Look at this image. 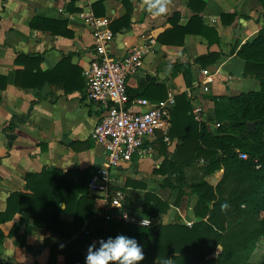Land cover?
<instances>
[{"label": "crops", "instance_id": "crops-1", "mask_svg": "<svg viewBox=\"0 0 264 264\" xmlns=\"http://www.w3.org/2000/svg\"><path fill=\"white\" fill-rule=\"evenodd\" d=\"M95 1L0 0V217L11 192L30 194L28 184L34 181L28 173L43 168L96 170L104 165L103 148L91 138L104 106L89 99L84 74L94 57L93 35L78 15L81 11L94 14ZM153 2L103 0L97 8L99 16L110 20L109 26L127 15V26L111 29L114 39L108 48L112 54H123L132 45L154 38L142 67L127 79L128 94L131 99L157 100L170 93L174 100L183 92L198 128L205 124L214 132L215 100L259 87L258 79L244 75L245 61L232 49L264 27V5L259 0H166L167 11L156 13L148 7ZM185 25L190 30L183 33L180 28ZM209 28L218 34V41L209 42L213 37ZM210 51L219 53L213 62L201 65L196 61ZM202 68L208 73H202ZM174 105L175 100L171 108ZM182 135H187L182 128L173 135L168 131L167 136L157 130L139 153L113 172V186L123 191L129 209L143 214L146 191L168 204L165 211L150 217L152 226L177 221L190 227L205 220L207 215L195 213L199 194L193 185L204 180L215 186L222 176L223 169L207 174L206 161L195 156L198 137L184 143ZM190 155L194 157L183 163L180 178L177 170L169 171V162ZM87 194L93 198L94 209L104 215L105 203L99 193L88 189ZM24 204L15 200L12 217L0 221V264H45L49 247L62 240L33 218H26ZM59 219L71 222L73 216L63 212ZM210 237L204 248L212 243ZM220 250L216 243L205 260L216 258ZM263 254L250 261L258 262ZM55 258L56 264H63L62 251Z\"/></svg>", "mask_w": 264, "mask_h": 264}, {"label": "trees", "instance_id": "trees-1", "mask_svg": "<svg viewBox=\"0 0 264 264\" xmlns=\"http://www.w3.org/2000/svg\"><path fill=\"white\" fill-rule=\"evenodd\" d=\"M259 1L264 5V0ZM102 2L96 0L92 4L97 16V8L102 7ZM228 16L234 17L233 14ZM124 24L127 26V15L110 27L114 31ZM180 30L189 32L190 26L185 25ZM208 30L213 33L209 42L218 41V34L211 28ZM232 50L245 61L244 75L258 79L259 87L217 98L214 110L220 125L214 132H209L205 124L198 128L185 93L175 95V105L170 109V134L184 129L187 134L182 135L184 143L197 136L199 143L195 156H202L206 161V173L223 169L215 186L204 180L193 185L199 194L195 213L200 217L207 215L205 220L193 222L190 227L177 221L158 226L134 225L119 218L118 208L107 210L110 217L105 219L94 209L93 198L87 194L88 182L96 171L89 167L67 171L43 168L40 172L28 173V178L34 181L28 184L30 194L11 192L0 221L12 217L11 206L15 200L25 202L26 206L22 208L25 217L33 218L38 225L62 239L49 247L50 255L45 264H56L58 251L64 254L63 264H84L86 247L92 238L115 235L117 231L135 236L143 245L144 255L137 264H264V254L258 262L248 260L257 241L264 237V27L255 37ZM218 55V52L210 51L195 59L205 65ZM161 99L162 96L157 98ZM251 122L254 123L253 130L248 128ZM191 130L195 132L189 134ZM239 152L247 156L242 158ZM193 157L190 155L174 164L169 162V171L177 170L180 178L183 163L192 161ZM167 208L168 204L158 196L145 192L144 215L155 217ZM63 212L71 214L73 220H60L59 213ZM208 236L212 243L204 248L205 242H209ZM216 243L221 245L216 258L205 260ZM35 264L39 263L36 261Z\"/></svg>", "mask_w": 264, "mask_h": 264}, {"label": "built area", "instance_id": "built-area-1", "mask_svg": "<svg viewBox=\"0 0 264 264\" xmlns=\"http://www.w3.org/2000/svg\"><path fill=\"white\" fill-rule=\"evenodd\" d=\"M78 15L92 30L94 57L84 74L87 79L88 97L104 106V113L94 125L91 138L103 148L104 165L96 169L88 182V189L99 193L104 200V218L108 219V208L119 209V218L134 225L152 226V219L128 208L125 195L113 186V172L124 162L140 152L146 139L153 137L157 130L167 136L170 123V108L173 97L151 100L147 97L131 99L127 90V79L143 65L145 55L151 51L154 38L148 37L141 44L132 45L123 54H112L108 48L114 39L110 20L96 16L90 11ZM207 74L208 69L202 68ZM207 89V86H204ZM200 108L195 117L199 119ZM220 122H215L218 127ZM245 158L246 153L239 152Z\"/></svg>", "mask_w": 264, "mask_h": 264}, {"label": "clouds", "instance_id": "clouds-1", "mask_svg": "<svg viewBox=\"0 0 264 264\" xmlns=\"http://www.w3.org/2000/svg\"><path fill=\"white\" fill-rule=\"evenodd\" d=\"M148 7L156 13L167 11L166 0H154ZM143 245L124 233L97 237L86 247L84 264H137L143 258Z\"/></svg>", "mask_w": 264, "mask_h": 264}, {"label": "rangeland", "instance_id": "rangeland-1", "mask_svg": "<svg viewBox=\"0 0 264 264\" xmlns=\"http://www.w3.org/2000/svg\"><path fill=\"white\" fill-rule=\"evenodd\" d=\"M255 249L253 250L251 256L249 257L248 260L253 259L257 261L261 254L264 252V238H261L259 241H257L255 245Z\"/></svg>", "mask_w": 264, "mask_h": 264}, {"label": "water", "instance_id": "water-1", "mask_svg": "<svg viewBox=\"0 0 264 264\" xmlns=\"http://www.w3.org/2000/svg\"><path fill=\"white\" fill-rule=\"evenodd\" d=\"M236 32L238 33V30H236ZM248 128H249V130H253L254 123L253 122L249 123Z\"/></svg>", "mask_w": 264, "mask_h": 264}]
</instances>
